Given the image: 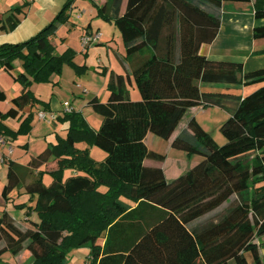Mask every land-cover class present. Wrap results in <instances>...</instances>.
<instances>
[{
    "label": "trees",
    "instance_id": "obj_1",
    "mask_svg": "<svg viewBox=\"0 0 264 264\" xmlns=\"http://www.w3.org/2000/svg\"><path fill=\"white\" fill-rule=\"evenodd\" d=\"M75 1L67 0L27 41L0 45V68L23 87L13 106L0 111L5 140L32 131L34 112L25 114V108H49L31 90L33 83L60 76L64 64L78 73L87 70L76 63L72 47L59 53L51 41L69 21ZM89 1L98 17L121 32L125 58L150 51L133 69L141 99L130 98L128 76L111 72L108 100L93 96L87 103L102 117L99 128L80 111H64L57 116L69 121L64 136L58 134L26 166L7 161L3 198L9 201L12 191L24 186L40 219L24 229L4 211L0 256L29 250L31 264H69L72 249L89 246L87 264H263L256 239L264 236V67L245 72L242 62L211 59L201 46L217 37L224 2L253 1L255 18L263 19L264 0ZM29 5L8 11L2 28L15 29ZM253 35L264 38V25L255 26ZM17 60L21 70L15 73ZM202 83L262 85L241 96L205 92ZM198 106L230 110L220 128L226 143L219 145L191 117L171 146L201 160L169 180L161 167L144 163L166 158L144 139L149 132L170 139L187 110ZM10 118H19L17 129L5 123ZM91 146L106 152L103 161L91 155ZM51 159L57 160L56 169L35 173ZM67 168L75 173L64 178ZM45 174L51 176L48 184Z\"/></svg>",
    "mask_w": 264,
    "mask_h": 264
},
{
    "label": "rangeland",
    "instance_id": "obj_2",
    "mask_svg": "<svg viewBox=\"0 0 264 264\" xmlns=\"http://www.w3.org/2000/svg\"><path fill=\"white\" fill-rule=\"evenodd\" d=\"M96 8L89 0H77L76 7H74L73 20L76 22V26L72 29L71 35L68 37L70 46L75 48L77 51L76 61L78 64H86L87 70L83 72H76L75 69L64 64L63 71L60 76H53L55 81H59V84L55 83H37L34 85V89L37 93H41L44 99H49L50 97L57 96L58 99H67L64 102L66 106H73L76 111H80L88 123L96 128L99 126L101 121V116L97 114L91 107L87 106V101L94 95H98L102 101H106L109 95L108 82L111 72L122 73L129 77L127 79V90L131 98L138 93V88L135 83L134 75L129 67L130 61L125 59V46L123 43L122 35L119 29L111 22L104 20L96 15ZM93 20V34H105L104 39H98L92 41L89 44L88 51L85 54L86 49L82 45L81 33L87 25L88 21ZM100 25V31H97L98 24ZM113 33H115V38L112 39ZM111 38V39H110ZM101 42L100 44H96ZM61 48V46H60ZM66 47L58 49L57 52H62ZM87 48V47H86ZM133 59V58H132ZM125 60V61H124ZM133 61V60H132ZM20 63V61H19ZM0 68V81L7 86L10 82L7 78L8 74ZM15 73L19 72L15 69ZM18 83V82H17ZM20 84V83H19ZM262 84H259L261 86ZM10 87V86H9ZM248 94V93H247ZM65 106V107H66ZM5 107V106H4ZM6 110V109H5ZM224 110L218 108L217 106L209 107V110H198L197 116L203 127L209 132L214 140L219 144L223 145L226 143V138L221 131L222 123L229 117L226 115L223 119ZM189 113V112H188ZM188 113L185 114L181 120L178 128L181 129L186 126L189 120ZM64 111L59 112V116H63ZM52 117V118H51ZM9 122L12 123L11 120ZM43 122L47 123L40 128L33 129V132L29 136V141L37 142H56L58 140V134L65 135V128L69 125L68 120H63L57 116H49L48 118H43ZM18 123L15 122L14 126ZM18 127V125H17ZM46 137V140H45ZM154 140L148 139V144L151 147L157 148L160 152L165 153L168 151L166 147V140L151 134ZM27 136L20 135L14 142H12V147L7 143L6 148H9L11 152L12 148L15 150V155L9 154L11 158L25 154H36L43 147L31 144L30 148L24 149L19 145V143H25ZM48 141V142H47ZM91 155L98 161L103 160L106 156V152L98 146H91ZM34 150V153L31 150ZM172 161H176L180 157V169L183 171L187 168L190 163V158L188 154L182 150L175 149L173 153H170ZM193 158H196V154H193ZM29 157V156H28ZM58 162L52 161L46 166L47 169L57 168ZM7 164L0 162V216L4 211H7L16 221L18 225L26 229L32 227V221H38L40 218L38 214L29 206L34 204V199L31 198L30 194L25 192L24 186L16 187L11 193V199L6 201L2 196V189L7 183ZM75 170L73 168H67L64 171V178L73 174ZM38 173V172H37ZM31 178L25 179V182H29ZM51 181V176L45 174L44 182L49 183ZM25 203V206H19V204ZM27 204V205H26ZM99 243H104V237L99 240ZM4 245L2 242L0 248ZM89 246H83L79 248H74L69 253V264H87ZM33 261L32 253L29 250H23L18 255L14 256L10 251L3 252L0 256V264H31Z\"/></svg>",
    "mask_w": 264,
    "mask_h": 264
},
{
    "label": "crops",
    "instance_id": "obj_3",
    "mask_svg": "<svg viewBox=\"0 0 264 264\" xmlns=\"http://www.w3.org/2000/svg\"><path fill=\"white\" fill-rule=\"evenodd\" d=\"M26 1L30 2V5L28 8L25 9V14H23V17L21 18L20 23L18 26L9 31L5 30L2 28V20L7 16L8 11L11 9H14L18 6L23 5ZM67 0H0V45L4 43H21L24 41H27L29 38L33 37L36 35L40 30H42L45 26H47L51 20L56 16V14L59 13V11L63 8L65 2ZM98 4H103L106 0H95ZM76 2L73 4V7L71 9V17L69 21L65 24H62L57 32L56 35L51 39L52 43L55 45L56 50L59 51L58 49H62L64 46L67 47H72L70 46V42L68 41V37L71 35L72 29L76 26V22L73 20V12H74V7H76ZM254 4L253 1L250 2H224L223 4V9H222V24L221 28L219 30V33L217 37L211 42V43H204L201 46V53L206 55L207 57L214 59V60H221V61H237V62H242L244 71H252L256 70L259 68L264 67V38H255L253 35V29L255 26H261L264 25V18L263 19H257L255 18L254 15ZM97 15V11H96ZM93 20L88 21L87 25L85 26L84 30L82 31L81 35H84L87 33V26L90 24L89 28V33H93L94 28H93ZM100 23L97 26V31H100ZM105 34H102L100 39H104ZM115 38V33H113L112 39ZM111 39V38H110ZM101 42H98L96 44H100ZM61 46V48H60ZM89 47V46H88ZM88 47L85 48L87 53ZM65 48V49H66ZM73 48V47H72ZM64 49V50H65ZM75 51H77L75 48H73ZM63 50V51H64ZM77 55V54H76ZM150 55V51L147 49L144 52L138 53L131 57L130 59H126V61H130L129 67L131 68V71L133 73L134 67L140 63L141 61L145 60ZM125 56V54H124ZM133 58V59H132ZM133 60V61H132ZM76 61V57H75ZM125 61V60H124ZM78 64V62L76 61ZM2 69V68H1ZM15 69L21 70V62L19 63V60L15 62ZM4 70V69H3ZM5 73L1 74H8L5 75L9 79V86L6 87L1 81H0V91L5 92L6 94V100L5 101H0V111L6 112L10 107L13 106L12 104V99L16 96H18L22 92V85L15 82L12 75L8 73L7 71H3ZM118 73V72H116ZM122 74V73H119ZM55 77V76H54ZM52 77L50 82L47 83H57L59 84V81H55ZM37 83H33L31 85V90L33 93L43 101L49 102V108L44 110L40 105L36 107H27L25 108L22 112L27 114L29 111L34 112V120L32 122L33 128L32 131L28 134L25 135L27 136V139L33 132V129L35 128H40L43 125H46L47 123L43 122V119H41L38 116V113L40 111H43L49 116H58L59 112L64 111L65 109V104L64 102L68 101L67 99L60 100L57 98V96L50 97L49 99H44L41 95V93H37L36 90L34 89V85ZM259 87V84H252V85H247L243 86L240 84H225V83H202L201 88L205 92H225V93H232V94H237L241 96L247 95V93H251L252 91L256 90ZM129 93V92H128ZM110 95V92H109ZM108 95V98H109ZM99 98L98 95H94ZM131 98V95H129ZM93 97V96H92ZM91 97V98H92ZM90 98V99H91ZM107 98V100H108ZM89 99V100H90ZM100 99V98H99ZM132 99V98H131ZM141 99V94L138 91L137 94L133 97L132 100H140ZM88 100V101H89ZM101 100V99H100ZM106 100V101H107ZM87 101V103H88ZM102 101V100H101ZM105 102V101H103ZM5 106V107H4ZM72 109H76L73 104H71ZM88 106V104H87ZM222 110L223 112V119L226 117V115L230 116V110L223 109L221 107H218ZM6 109V110H5ZM198 110H209V107L204 109L201 106L198 107H193L187 110L185 114L188 112L189 120L191 117H195L196 120L200 123V125L203 127V124L198 119L197 116V111ZM226 114V115H225ZM185 116V115H184ZM52 118V117H51ZM9 120L12 121L9 122ZM188 120V121H189ZM188 121L186 123V126L183 128L177 129L173 132L172 136L170 139L166 140V147L168 148V151L163 153L166 155V158L164 161H157V160H151V159H146L145 164L148 166L152 167H161L165 173V176L167 179L171 180L173 178H176L186 170L190 169L194 165H196L200 160L201 156L196 155L198 157L193 158L194 155H187L188 158H190V163L188 164L187 168L185 170L180 169V157L176 159V161H172L170 153H173L175 148L171 146L173 139L183 130L184 128L187 127ZM17 122L19 126V118L13 119L10 118L5 121V123L10 126L13 129H17V125L14 126V123ZM102 122V117L101 121L99 123V126ZM96 127V128H99ZM179 126V125H178ZM67 128V127H66ZM65 128V131H66ZM204 128V127H203ZM205 129V128H204ZM206 130V129H205ZM151 132L147 133L144 141L146 145L148 146L149 149L160 152L157 148L154 146L151 147L148 144V139H153L151 137ZM63 136V135H62ZM0 138H3L0 136ZM5 140V139H4ZM46 140V137H45ZM12 142L11 140H5V143H3L0 146V162L3 164H7L8 160H14L17 163L21 165H27L29 161L40 154L42 151L45 150L47 147V144L49 143H44V142H30L29 139L25 143H19L21 147L27 150V148H30L31 144L34 143L39 145V147H43L42 150H40L36 154H29V155H19L15 156V158L10 157L11 155H15V150L12 148L11 152L9 151V148L4 145L7 143L10 144V148L12 147ZM82 146H88L87 144L83 143L81 144ZM90 148V152L92 151V148ZM32 153H34V150L30 149ZM162 153V152H160ZM29 156V157H28ZM106 157V156H105ZM103 158V160L105 159ZM97 160V159H96ZM101 160V161H103ZM56 161V159H51L48 163L45 165H42L41 167L35 169V173H37L39 170L43 169L46 171L54 170L53 169H47L46 166L50 164V162ZM75 173V172H74ZM73 173V174H74ZM72 175V174H70ZM69 175V176H70ZM135 205V204H134ZM256 242L260 244L259 247V252L262 260L264 261V236H261L256 239ZM249 262L252 263V259L249 257ZM264 264V263H263Z\"/></svg>",
    "mask_w": 264,
    "mask_h": 264
},
{
    "label": "built area",
    "instance_id": "obj_4",
    "mask_svg": "<svg viewBox=\"0 0 264 264\" xmlns=\"http://www.w3.org/2000/svg\"><path fill=\"white\" fill-rule=\"evenodd\" d=\"M100 37H101V34H99V32H98L96 35H94L93 33H92V34H84V35H82V39H81V41H82V45L84 46V48H86V47L89 46V44H90L92 41H96V40L100 39ZM65 106H66V105H65ZM71 110H72V107H70V106H69V107L66 106L65 109H64V111H67V112H69V111H71ZM38 116H39L41 119H43V118H47V114H46L45 112H43V111H40V112L38 113ZM3 143H5L4 138H0V146H1Z\"/></svg>",
    "mask_w": 264,
    "mask_h": 264
}]
</instances>
